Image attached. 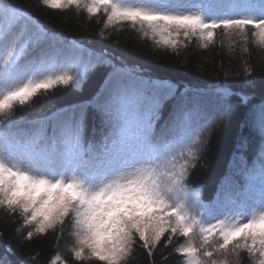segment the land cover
<instances>
[{
	"label": "snow or ice",
	"instance_id": "6c2138e0",
	"mask_svg": "<svg viewBox=\"0 0 264 264\" xmlns=\"http://www.w3.org/2000/svg\"><path fill=\"white\" fill-rule=\"evenodd\" d=\"M43 3L103 16L106 28L129 22L173 49L193 39L207 48L217 29L238 32L245 42L248 29L264 45V0ZM122 63L104 51L57 42L23 5L0 0V209L21 218L29 239L71 229L73 264H129L136 248L149 257L159 252L162 261L164 250L172 249L180 264H230L227 257L244 251L252 264H264V84L248 81L253 90L260 88L261 99L253 103V96H241L247 111L236 138L240 149L248 143L245 128L258 132L259 157L252 166L238 157L243 183L231 180L230 173L222 178L216 203L223 196L234 207L218 212L187 180L206 154L216 119H230L238 107L226 101L232 93L218 98L197 92L188 98L179 86L118 66ZM90 69L103 76L87 102L53 107L32 120L15 115L17 109L33 110L37 93L80 88ZM177 93L179 103L157 130L163 106ZM13 254L6 248L0 264H20ZM60 261L57 255L52 264Z\"/></svg>",
	"mask_w": 264,
	"mask_h": 264
},
{
	"label": "trees",
	"instance_id": "16d2710c",
	"mask_svg": "<svg viewBox=\"0 0 264 264\" xmlns=\"http://www.w3.org/2000/svg\"><path fill=\"white\" fill-rule=\"evenodd\" d=\"M23 5L33 14L40 28H43L57 42L71 41L73 47L104 51L116 62L123 63L121 67L136 68L145 75L158 81H165L179 86L181 92L187 89L201 90L208 94L215 93L219 98L225 93L227 103L235 108L231 118L219 116L212 125L211 134L207 136L206 154L199 160L198 166L189 174L187 184L190 189L199 192V199L205 204L210 203L220 189L222 178L229 174L233 178L240 177L239 156H244L248 166L259 157L260 141L251 128H245L243 135L248 137V143L237 149L236 138L238 124L243 119L247 109L241 104V96H253V103L261 99L260 88L255 90L249 87L248 81L255 80L257 85L264 84V45L259 44L258 37L252 31L245 30L248 39L245 42L238 32L230 29H217L212 42L207 48L196 39L184 42L179 49L169 45L157 43L160 39H153L151 35L145 37L138 28H133L129 22L115 27H105V19L91 17L86 10L72 7L69 9H52L44 5L43 0H13ZM103 32V36L100 33ZM57 46H62L59 43ZM87 56L84 60L87 61ZM106 71L108 65H97ZM96 69L86 73V82L80 88H65L55 86L47 93H37L33 99L34 109L31 111L17 109L15 115L26 120L39 118L47 109L66 106L68 103L87 102L92 93L101 86L103 73L93 75ZM246 73V74H245ZM249 73L251 74L249 76ZM59 74V73H57ZM248 76V77H247ZM179 93L170 98L161 110V125L168 119L173 107L179 103ZM224 101L220 100L219 107ZM211 108L208 111L211 112ZM99 138V132L97 133ZM237 159H233V154ZM206 160V165H205ZM205 165V166H201ZM27 230L20 217L9 216L0 209V255L11 247L14 254L10 257L24 264L27 258H34L31 264H52L57 255L61 257L59 264L65 260L73 264L72 243L74 235L72 230L65 226L63 234L57 229L44 234L27 237ZM199 243V237L196 239ZM179 243H184L180 240ZM171 252V254H169ZM224 259L223 256L217 257ZM230 264H252L247 253L240 252L239 257H227ZM180 264V257L174 250H164V260L159 252L149 257L141 248H136L130 258L129 264ZM87 264V262H85Z\"/></svg>",
	"mask_w": 264,
	"mask_h": 264
},
{
	"label": "rangeland",
	"instance_id": "374dc122",
	"mask_svg": "<svg viewBox=\"0 0 264 264\" xmlns=\"http://www.w3.org/2000/svg\"><path fill=\"white\" fill-rule=\"evenodd\" d=\"M129 2H137L138 3V2H140V0H129ZM183 2L193 3L194 4V3H199L200 0H183ZM227 2H229V3H241L242 0H227ZM252 131L256 135V139L260 141L259 133L254 131V130H252ZM238 173H239V171H238ZM215 205H216V207L218 209V212H223V211H226V210H228V209L233 207L231 202L228 199L224 198V197L220 200V202L218 204L216 203ZM74 239H73V243H74ZM73 243H72V247H73Z\"/></svg>",
	"mask_w": 264,
	"mask_h": 264
}]
</instances>
